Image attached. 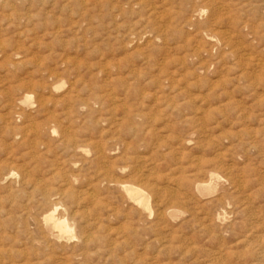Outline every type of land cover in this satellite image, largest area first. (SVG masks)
I'll use <instances>...</instances> for the list:
<instances>
[{"label":"rangeland","instance_id":"rangeland-1","mask_svg":"<svg viewBox=\"0 0 264 264\" xmlns=\"http://www.w3.org/2000/svg\"><path fill=\"white\" fill-rule=\"evenodd\" d=\"M0 264H264V0H0Z\"/></svg>","mask_w":264,"mask_h":264},{"label":"bare ground","instance_id":"bare-ground-1","mask_svg":"<svg viewBox=\"0 0 264 264\" xmlns=\"http://www.w3.org/2000/svg\"><path fill=\"white\" fill-rule=\"evenodd\" d=\"M121 188L126 193L128 198H130L132 200L137 199V197H138V191L137 190L132 189V188H128V187H125V186H122ZM139 202L141 204H144V200L143 199L139 200ZM54 212H55V208H54V210H52L50 213H48L43 218V223H44L45 227H49V228H51V230L52 229L56 230L60 235H69L71 233V231H72L71 227L68 225V223L64 219L57 218L54 215Z\"/></svg>","mask_w":264,"mask_h":264}]
</instances>
